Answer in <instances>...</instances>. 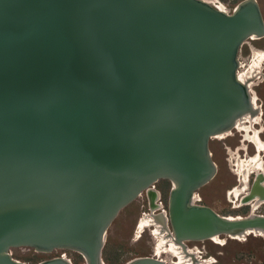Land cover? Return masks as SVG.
<instances>
[{
	"label": "water",
	"instance_id": "obj_1",
	"mask_svg": "<svg viewBox=\"0 0 264 264\" xmlns=\"http://www.w3.org/2000/svg\"><path fill=\"white\" fill-rule=\"evenodd\" d=\"M263 35L255 0L224 12L202 0H0V264H25L14 247L102 264L108 226L142 192L152 206L158 180L176 242L264 232V214L193 202L215 173L211 136L255 113L237 52ZM262 180L248 202L264 197Z\"/></svg>",
	"mask_w": 264,
	"mask_h": 264
},
{
	"label": "rangeland",
	"instance_id": "obj_2",
	"mask_svg": "<svg viewBox=\"0 0 264 264\" xmlns=\"http://www.w3.org/2000/svg\"><path fill=\"white\" fill-rule=\"evenodd\" d=\"M212 1L215 3V0ZM220 1L222 4L224 3V8L226 7L231 10L241 0ZM255 1L258 4L264 23V0ZM215 5L217 6L218 4L215 3ZM259 51H264V38L245 39L242 42L237 52V59L241 65L238 71L239 75L245 72L246 69L250 70L252 68ZM262 70L264 73V68ZM254 92L258 97V104L262 110L261 124H264V79L254 87ZM263 129L264 125L259 127V130L262 131L259 134L262 142H264ZM237 138H239V135L233 131V136L228 138L209 139L208 149L211 152V159L216 165L215 174L206 184L197 189L195 193L198 196L196 204L207 206L219 215L244 216L250 211V209L245 207L235 208L234 205L236 203L229 201L227 197V188L231 185H237L235 181L236 176L231 169L235 167L229 161L231 157L229 150H232L233 146L237 143ZM247 153H251L249 145ZM256 154L260 156L261 168L264 171V145L260 152L257 151ZM153 185L159 191L161 204L166 210V199L170 183L167 180H158ZM255 212L264 214V204H261ZM148 213L147 200L143 192L118 212L105 233L101 250L102 264H124L132 258L155 253L159 236H156L154 233V227L150 225L142 230L139 228L141 220ZM186 245L191 247L190 249L194 250L197 255H200L199 251H202L203 254L215 256L218 264H235L232 262L231 255L239 250L243 251L244 254L249 251L250 254H246L245 259L246 261H251L253 264H259L258 260L264 259V236L256 234L247 235L245 238H232L227 235H219L212 239L187 241ZM9 252L13 259L25 264H35L60 255L69 259L72 264L83 263V258L77 252L67 249H53L49 252H39L29 247H14L10 248ZM157 256L166 260V264H178V259L171 252L164 250Z\"/></svg>",
	"mask_w": 264,
	"mask_h": 264
},
{
	"label": "flooded vegetation",
	"instance_id": "obj_3",
	"mask_svg": "<svg viewBox=\"0 0 264 264\" xmlns=\"http://www.w3.org/2000/svg\"><path fill=\"white\" fill-rule=\"evenodd\" d=\"M214 2L219 4L220 6L222 5L223 6V7L221 6L222 9L230 11V9H228L226 7L224 8V5H223L224 3L222 4L220 0H215ZM215 3H213L212 5L216 6ZM219 5H217L216 7L219 8L220 7ZM262 38H264V37H262ZM256 39H258V38H256ZM259 52L264 53V51H259ZM263 63H264V58L261 61L260 65L258 67H256L255 71H252L251 68H250V70L246 69V71L242 72L241 75H240L241 80L244 83H246V85L250 89L251 97H252L253 104H254V107H255L254 115L253 116L246 115L243 118H241L240 120H238L237 124L235 126H233L231 131H229L226 134H224L223 137H217V136L212 137L214 139H217V138L218 139H225V138H228L230 136H233V131L239 135V138H237V143L233 146L232 150L231 149L229 150L230 151V156H231L229 161H230V163H232L233 167H235V168H231V169L233 171V174L236 176V180L235 181H236L237 185H231L230 187L227 188V195H228L227 197H228L229 201H233V202L236 203L234 205L235 208L245 207V208L250 209L248 214H250L252 210L255 212L256 209L261 204H264V202H262L259 205L254 206L253 204H254L255 201H251V202H248V203H244L243 202V200H244L243 195L246 194V191L249 188V185L251 184V182H252V180L254 178V174L256 175V174H259L260 172H263V176H264V171L261 168V169H257V170H261V171H257V170L255 171L254 170L251 173H249V175L247 173L246 174L247 175L246 176V180H245L243 172H240L237 169V163H238L239 160H245V161L250 160L256 154V152L258 151L254 141L251 140L250 138L254 134L253 132L255 131V132H257V135H258V137L260 139L259 134L262 133V131L259 130V127L264 125V124H261L262 110H261L260 105L258 104V97H257L256 93L254 92V87H256L264 79V73H263V70H262L264 68ZM238 126H248V127H250V130H249L250 133L248 134L250 136V138L248 137V135H246L245 130L244 129H239ZM212 138H210V139H212ZM248 145L251 148V153H249V154L247 153ZM240 154H242V155H240ZM210 157H211V152H210ZM215 167H216V165H215ZM263 184H264V181H263ZM242 189H243V192H241V194H240V192H238V191L242 190ZM238 193H239V195H238ZM159 196H160V194H159ZM159 199H160V197H159ZM147 208H148V206H147ZM148 211H150L149 208H148ZM255 213H257V212H255ZM257 214H259V213H257ZM227 216H229V215H227ZM232 217H238V216H232ZM259 236H263V235H259ZM218 244H220V243H218ZM190 248L191 247L187 246L188 252L190 254H195V256H196V258L198 260L197 264H218V260L215 258V256L207 255L205 253L203 254L202 251H199L200 255H197V253L194 250H191ZM181 252H183V251H181ZM246 254H250V252L248 251ZM246 254H244V252L240 251V250L239 251H235L231 255L232 262H234L235 264H253L251 261H246V259H245ZM155 255H158L156 253V251H155ZM174 256L178 259V257L176 255H174ZM184 256H185L186 260L183 263L179 262V260H178V264H192L193 263V259H192V257L190 255L184 254ZM258 262H259V264H264V259L258 260Z\"/></svg>",
	"mask_w": 264,
	"mask_h": 264
},
{
	"label": "bare ground",
	"instance_id": "obj_4",
	"mask_svg": "<svg viewBox=\"0 0 264 264\" xmlns=\"http://www.w3.org/2000/svg\"><path fill=\"white\" fill-rule=\"evenodd\" d=\"M204 2H206L207 4H209L210 6H213L214 8L220 10V11H223L224 12V9H222V7L220 6L219 8H217L216 6L212 5L213 4V1L212 0H202ZM264 37V35L262 36ZM262 37H255V36H250L249 38L247 39H251V38H262ZM264 58V54L262 52H258L256 57H255V60H254V64L252 66V71H255L256 67H258L261 63V61L263 60ZM239 67H240V64H239V61H238V66H237V69H236V78L239 82H241L245 87H246V90H247V93L249 95V100H250V104H251V107L254 109L255 111V107H254V104H253V100H252V97H251V92H250V89L249 87L246 85V83H244L241 78H240V75H239ZM246 115H251L253 116L254 113H250V112H246V113H243L241 114L240 116H238L234 122H233V126H235L237 124V121L240 120L241 118H243L244 116ZM232 126V128H233ZM239 129H244L245 132H246V135L249 134V130H250V127L248 126H238ZM231 131L230 130H225L224 132H220V133H217L212 137H223L224 134H226L227 132ZM254 134L251 136L248 135V137L254 141L257 149H258V152L262 149L263 147V143L258 135H257V132H253ZM237 169L240 171V172H243L244 174V178L246 180V174L248 173H251L252 171H256L257 169H261V162H260V157L256 154L254 155L250 160L248 161H239L237 163ZM257 171H261V170H257ZM263 174V172H260ZM264 179L261 181L263 183ZM243 182V181H242ZM155 190V195L153 196L152 198V202H153V205L152 206H149V213L148 215H146V217H144L140 224H139V228L142 230L143 228L147 227V226H150L152 225L154 227V233L156 234V236L158 235L159 236V242L157 244V247H156V253L159 254L161 251H168V252H171L173 255H176L178 257V260L179 262L183 263L186 259H185V256L184 254L186 255H190L193 259V263L192 264H197L198 260L195 256V254H190L187 250V245H186V240L182 241L181 243L180 242H176L174 241L173 237H172V234L170 232L169 229L166 228V225H165V219H166V214H165V209L163 208L161 202H160V199H159V192L154 188ZM245 191V190H244ZM238 192H243V189L242 190H239ZM237 194V193H236ZM239 195V193H238ZM237 196V195H236ZM198 200V196L197 194H193V202L195 203L196 201ZM252 201H255L254 202V206L256 205H259L260 203L264 202V197L262 198H259L257 196H254V199ZM244 203H248V200H246L244 198L243 200ZM251 202V201H250ZM248 215H258L257 213H255L253 210L251 211L250 214ZM229 218H241L242 216H238V217H232V216H227ZM250 234H256V235H263L264 236V232H262L261 230H257V232H253V233H249L248 235ZM229 237H232V238H245V236H241V235H227ZM217 236H212L210 237L209 239H212V238H216ZM181 247V248H180ZM182 249V250H181ZM183 251V252H181ZM154 256H156L157 258H159L157 255H155L154 253ZM66 258V257H65ZM162 259V258H160ZM164 261V263L166 264V261L164 259H162Z\"/></svg>",
	"mask_w": 264,
	"mask_h": 264
}]
</instances>
